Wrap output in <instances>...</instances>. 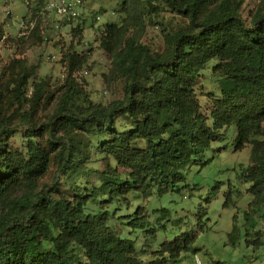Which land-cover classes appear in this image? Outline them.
I'll return each mask as SVG.
<instances>
[{
	"label": "trees",
	"instance_id": "16d2710c",
	"mask_svg": "<svg viewBox=\"0 0 264 264\" xmlns=\"http://www.w3.org/2000/svg\"><path fill=\"white\" fill-rule=\"evenodd\" d=\"M41 2L31 33L38 37L48 28ZM244 3L123 0L121 11H131L139 25L143 13L167 9L185 22L171 25L162 51L129 36L130 25H106L101 47L112 60L111 73L125 82L122 96L108 105H95L79 89L74 73L87 59L69 51L66 83L52 112L40 119L46 81L34 83L28 96L36 68L18 59L10 63L7 81L0 79V264H177L192 251L197 230L164 235L153 250L150 242L167 223L180 227L190 217L172 220L158 206L151 214L147 204L182 193L189 185L187 171L212 163L222 150L215 147L224 140L222 130L229 127H236L237 150L251 146L250 164L238 176L252 196L244 230L235 223L231 242L239 235L248 245L264 247L260 231L251 235L258 226L254 213L264 218V0L248 16ZM83 20L72 32H83ZM4 39L0 25V45ZM212 62L220 94L209 124L196 86ZM119 119L126 121L120 127ZM18 133L24 150L10 146ZM210 152L215 155L206 159ZM229 184L225 206L237 190ZM136 200L145 202L129 211ZM195 215L197 229L207 230L202 204Z\"/></svg>",
	"mask_w": 264,
	"mask_h": 264
},
{
	"label": "rangeland",
	"instance_id": "374dc122",
	"mask_svg": "<svg viewBox=\"0 0 264 264\" xmlns=\"http://www.w3.org/2000/svg\"><path fill=\"white\" fill-rule=\"evenodd\" d=\"M42 1V2H41ZM50 0H0V25L4 26L5 39L0 45V79L7 81L8 66L15 60H21L29 68L35 67V75L30 79L28 96L32 95L34 83L46 81V98L37 111V116L45 120L52 112L56 100L60 95L61 87L66 83L68 75V61L65 59L67 52H75L86 57L87 62L74 73L75 83L95 105H108L120 98L123 94L124 79L112 74V60L109 59L101 47V38L108 23H124L130 25L128 35L138 37L140 43L147 45L152 51H162L165 45V37L172 26L182 25L185 20L181 16H175L170 10H163L152 15L145 12L139 25V20L134 19L131 11H121L123 0H86L78 19L70 24H64L60 29L48 28L43 36L22 35L20 22L30 15L36 16V8L41 2L43 10ZM262 0H245L243 14L248 16L254 11ZM147 14V15H146ZM84 19V20H83ZM85 22L81 33L72 32L81 21ZM95 21V24L93 22ZM132 23V24H131ZM172 25V26H171ZM140 26V27H139ZM212 62L201 74L196 86L197 99L201 105V112L210 117L213 99L219 96L217 83L218 76L213 73ZM87 99L86 97L84 98ZM126 121L119 119L117 126H122ZM225 134L223 142L219 141L215 147L222 150L212 163L202 167L194 164L187 171L188 187L182 193H168L161 198H152L148 203L149 211L164 207L172 215V220L189 215L187 224L175 227L167 223V230L162 231L155 240L151 241L153 250L159 248L158 242L164 239V235L171 237L174 234L192 232L197 230V241L191 252L183 253L177 264H264V247L257 248L255 244H246L245 237L239 238L235 244L231 242L230 233L235 223L241 231L245 223V212L250 208L252 196L246 191L248 184L240 181L239 173L242 168L250 164L251 146L237 150L233 143L237 136L236 127L222 130ZM22 133L10 137V146L14 150H24L25 142ZM215 154L210 152L206 159ZM100 166V163H94ZM95 178L89 188H93ZM232 183L236 187L233 201L225 206L226 196ZM145 201L136 200L129 211L135 206L143 205ZM207 210L210 219L205 231L197 229V210L199 207ZM127 212L126 210L123 211ZM258 226L253 230L252 237H257L255 232L260 231V237L264 241V218L255 214ZM237 218V221L235 219ZM154 216L152 215V220ZM139 246L144 244V238L138 240ZM149 254L144 255L147 259Z\"/></svg>",
	"mask_w": 264,
	"mask_h": 264
},
{
	"label": "built area",
	"instance_id": "2783aa9c",
	"mask_svg": "<svg viewBox=\"0 0 264 264\" xmlns=\"http://www.w3.org/2000/svg\"><path fill=\"white\" fill-rule=\"evenodd\" d=\"M84 5L85 0H50L40 15L44 25L60 29L64 24H70L78 19ZM39 19V15L34 16L33 14L23 18L20 22V33L26 36L30 35L36 28Z\"/></svg>",
	"mask_w": 264,
	"mask_h": 264
}]
</instances>
